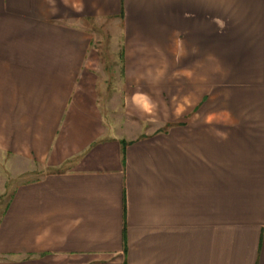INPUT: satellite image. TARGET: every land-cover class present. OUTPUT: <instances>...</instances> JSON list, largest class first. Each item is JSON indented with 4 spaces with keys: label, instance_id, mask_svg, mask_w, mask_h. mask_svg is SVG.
Returning a JSON list of instances; mask_svg holds the SVG:
<instances>
[{
    "label": "crops",
    "instance_id": "1",
    "mask_svg": "<svg viewBox=\"0 0 264 264\" xmlns=\"http://www.w3.org/2000/svg\"><path fill=\"white\" fill-rule=\"evenodd\" d=\"M214 10L0 0V154L46 171L7 200L0 264H264V116L203 114ZM106 22L123 134L100 105Z\"/></svg>",
    "mask_w": 264,
    "mask_h": 264
},
{
    "label": "rangeland",
    "instance_id": "2",
    "mask_svg": "<svg viewBox=\"0 0 264 264\" xmlns=\"http://www.w3.org/2000/svg\"><path fill=\"white\" fill-rule=\"evenodd\" d=\"M214 12V92L203 114L264 116V0H215ZM115 31L106 22L96 45L103 57L100 105L108 129L123 134L130 120L119 91L122 48ZM39 169L24 159L0 154V215L19 184L44 175L46 171Z\"/></svg>",
    "mask_w": 264,
    "mask_h": 264
}]
</instances>
